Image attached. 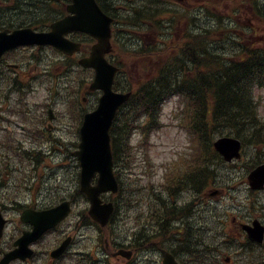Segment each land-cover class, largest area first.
I'll use <instances>...</instances> for the list:
<instances>
[{
	"label": "trees",
	"instance_id": "obj_1",
	"mask_svg": "<svg viewBox=\"0 0 264 264\" xmlns=\"http://www.w3.org/2000/svg\"><path fill=\"white\" fill-rule=\"evenodd\" d=\"M255 1L258 6L255 2L251 7L260 14L261 1L264 0ZM135 12H141L144 20L156 14L152 9L142 8L135 9ZM248 12L257 17L249 6ZM227 22L224 19L206 40L196 39L194 45H187L182 56L164 65L150 85H143L139 90L145 93L144 98L152 107L158 97L160 99L173 91L186 93L195 104L192 126L202 143L205 157L204 167L192 177L198 174L199 179L206 180L207 184L219 176L218 169L212 164L223 162L213 149L214 136L234 134L245 143L250 140L256 147L264 145V122L253 97L255 86L264 87V38L261 39L264 34L253 36L252 42L246 40L244 43L245 33L230 27ZM198 62H204L208 72L201 73V66H197V73L187 76L190 66ZM114 148L117 150L118 146L114 145ZM263 158L264 154L258 155L255 164ZM202 171L205 173L200 174Z\"/></svg>",
	"mask_w": 264,
	"mask_h": 264
},
{
	"label": "flooded vegetation",
	"instance_id": "obj_2",
	"mask_svg": "<svg viewBox=\"0 0 264 264\" xmlns=\"http://www.w3.org/2000/svg\"><path fill=\"white\" fill-rule=\"evenodd\" d=\"M1 2V0H0ZM7 9L0 10V33L1 32H12L17 28L23 26H30L36 31H49L51 24L68 14L67 6L70 3V0H43L42 4L44 6H52L55 10H27V11H18L13 10L14 6L10 0H5L3 2ZM28 3V2H27ZM82 43V42H81ZM83 46H86L85 43H82ZM56 52L53 47L49 45L41 46H24L19 47L10 51H7L0 58V81L3 82H12V83H22L23 86L27 88V94H35L38 89L37 86L32 84L41 83V82H53L60 81L62 83L63 78V63L68 60H71L72 63V79L71 84H75L76 75L75 67H77L76 61L79 59L74 56H62L61 58L52 61V53ZM56 67L55 70L53 67ZM62 88V86H61ZM60 88V89H61ZM59 101L51 102L50 105H55ZM32 115V120L36 127L40 125H45V122L48 121V118L45 116L43 118L39 117L44 114L45 109H32L28 107ZM49 109H53L49 107ZM48 109V110H49ZM4 108H1L3 111ZM53 117L55 122L58 120V115L54 110ZM26 175H31L32 170L27 169L24 171ZM8 216V214L6 213ZM9 223L5 229V239H0V259L3 255L14 248L13 237H10L8 226L11 222L18 223L16 218L11 219L8 216ZM166 220L169 224L172 221L171 219ZM175 220H173V223ZM180 226L183 225L185 221H178ZM171 225V224H170ZM94 227V225H92ZM181 228V227H180ZM179 228V229H180ZM73 235V234H72ZM85 235H73V239L69 245V249L59 258L52 259L49 257V252L46 250H40L38 255L40 257V264H163L161 258V253L164 250H167L171 255L177 259L180 264H190L189 259L184 255L187 253L186 245L184 244V239L186 238H176L177 241L174 242L173 236L169 237L167 245H159V253L155 252H144L142 247L144 243L138 241L134 243L133 237H129L126 240V236L120 234H97L93 235L91 239L84 245L80 242V239H85ZM140 239V237H137ZM172 243V245H171ZM38 245L35 244L34 247ZM85 249H81L84 248ZM126 249L128 252H120V250ZM144 255H149L145 257ZM242 264V261L239 262ZM11 264H31V260H28L26 263H21L20 260L13 261Z\"/></svg>",
	"mask_w": 264,
	"mask_h": 264
},
{
	"label": "rangeland",
	"instance_id": "obj_3",
	"mask_svg": "<svg viewBox=\"0 0 264 264\" xmlns=\"http://www.w3.org/2000/svg\"><path fill=\"white\" fill-rule=\"evenodd\" d=\"M201 1H205L206 5L208 3H212V10H214L215 7H217L221 2L225 0H186L185 3L188 6L197 7L199 5V2ZM232 5L234 7H244V4H242L239 0L234 1ZM239 21L243 27L259 26L261 32L264 33V21L262 20L241 14L239 16ZM245 38L253 40L252 35H246ZM263 38L264 36L261 37V39ZM146 39L149 42L151 40H154L152 37H147ZM135 66L138 68L137 62L133 63L130 75H135V73H137L136 69L134 72ZM54 87L55 85L50 82L46 84L42 89H39L37 91L38 93L29 99L31 104L33 106H38V102L41 100V98L42 100L40 101V103L43 104L46 100V96L49 93L48 88L52 89ZM44 88H46V90ZM255 95L258 100L260 113L264 117V89L256 88ZM183 107L184 102L181 98L172 97L171 99H169L163 107L162 122L164 123V127L160 131L154 132L149 136L148 143L150 145L148 149L145 148L144 143L141 146L145 154H149L153 158L154 172L157 175L156 180H158L164 172L165 167L163 164H168L169 162H172L176 159L178 160V162H181V160L185 156H189V136L184 129L180 128L178 120L176 119L177 116L181 114V108ZM63 110L68 111L69 109L66 108ZM68 131L70 132L68 133L64 131V135H68V138L72 139L74 133L72 132V130ZM59 134L63 133L59 132ZM139 138L140 133H137L135 135L134 142L136 143ZM254 155V147H250L247 149V154L244 156L243 162H239V165L236 169L237 174L231 181L234 187L232 193H227L225 191L226 194L221 195L213 200L214 205H212V207L214 208V210H212V214L217 215L219 219H222V222H220V224L223 225L219 227V230L224 229V231H220L219 235L221 236H218V239L216 238L215 240H217L220 248L223 250L232 248L231 252L238 251L241 253H249V251H247V243L243 241L244 236L238 235L234 231L233 225L230 223V219L234 215H239L241 218H250L251 215L259 217L262 216L261 219L264 220V210L262 208H256L253 205L254 202H257L256 199L258 198H261L258 200L264 205V192L257 195H252L249 192L247 182L244 181L246 169L244 167V163L251 162ZM138 159H140L139 156ZM142 170V164H136L133 159L121 167V175L123 180H125L126 185L124 195L119 199L121 201V211L119 212H121L123 215L122 218L120 217V215L117 218L121 226H126V223H128V217L125 218L126 215H133V217H135L137 212H140L141 210L145 212L150 204H154V195L153 193H150L152 191V185L148 183L147 177L144 176L141 179L138 177L143 176ZM147 183L148 185L145 187V184ZM132 187L134 188V190L132 189ZM128 197L131 198L130 203L128 204L129 207L126 205L127 200H129L127 199ZM9 200L12 201L13 199L10 197ZM10 201L5 200V202L7 203H10ZM78 202L84 203L83 198L79 197ZM136 219L139 218L136 217ZM154 229V225L144 226L139 233H142V235L146 236ZM121 233L125 234L126 232L121 231ZM232 233L235 235V237L230 238V234ZM227 240H230V242H228ZM258 251H264V248ZM260 261L264 262V259H261Z\"/></svg>",
	"mask_w": 264,
	"mask_h": 264
},
{
	"label": "water",
	"instance_id": "obj_4",
	"mask_svg": "<svg viewBox=\"0 0 264 264\" xmlns=\"http://www.w3.org/2000/svg\"><path fill=\"white\" fill-rule=\"evenodd\" d=\"M82 0H77L80 3ZM90 4L91 10H95L97 16L93 19L100 21L104 17L101 15L94 0H84ZM93 19L86 23L85 29L92 32L99 38V44L95 47L94 57L87 63L95 65L97 68V77L93 84L94 87H102L105 94L101 99V105L95 112L101 116H113L118 104L123 100V95L114 94L111 89L114 69H108L102 61V56L109 49L110 30L108 21L105 26H97L93 24ZM23 38L15 37L13 40H4L1 42L3 46L10 43L22 42ZM100 57V61L98 60ZM111 121H102L96 127L90 128L89 121L82 128L83 144L81 145L80 157L83 165V190L86 191L91 199V213L103 224L108 220L113 204H102L100 193L107 190L117 191L118 185L112 173V155L109 145L108 130ZM217 149L224 155L226 160H232L233 157H240L241 143L231 138H221L215 143ZM99 170L101 177L98 185L91 186L89 181L93 173ZM90 171V173H89ZM250 181L253 187L262 188L264 185V164L250 175ZM250 233L251 237L261 241L264 235V227L259 221H254L253 226H244Z\"/></svg>",
	"mask_w": 264,
	"mask_h": 264
},
{
	"label": "bare ground",
	"instance_id": "obj_5",
	"mask_svg": "<svg viewBox=\"0 0 264 264\" xmlns=\"http://www.w3.org/2000/svg\"><path fill=\"white\" fill-rule=\"evenodd\" d=\"M171 211L174 212V209H172Z\"/></svg>",
	"mask_w": 264,
	"mask_h": 264
}]
</instances>
